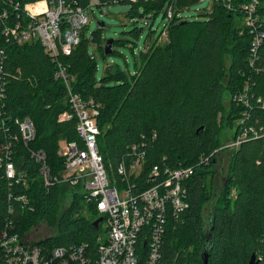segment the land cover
<instances>
[{"label":"trees","instance_id":"16d2710c","mask_svg":"<svg viewBox=\"0 0 264 264\" xmlns=\"http://www.w3.org/2000/svg\"><path fill=\"white\" fill-rule=\"evenodd\" d=\"M5 0H0V13ZM22 3L36 0H14ZM83 9L90 0H66ZM110 0H98L103 6ZM196 0H149L129 3L128 16L138 18L137 8L153 22L173 5V16L166 24L168 43L157 46L155 40L139 52L136 70L129 77L116 66L107 67L100 81L95 78L96 62L88 52V42L81 34L79 44L67 56L53 62L39 41L10 45L5 49L4 71L7 80L4 107L0 118V154L5 135L4 124L15 131V118H29L35 129V138L27 148L17 146L13 161L25 175L26 187L21 191L27 206L15 207L16 232L22 237L36 220L46 219L54 224L53 236L36 242L46 250L87 243L91 249L97 244L101 230L92 227L98 217L93 206L83 201L77 189L66 184L46 188L38 166L29 158L27 149L42 150L51 174L63 170V158L58 155L62 142H76V119L59 121L64 112H71L65 84L54 78L61 64L66 69L71 92L84 101L92 99L99 104L96 124L99 135L96 145L106 166L114 167L126 154L127 147L143 139L148 141L144 169L153 165L197 166L201 157H208L225 143L235 139L234 123L241 108L231 102L249 77L255 80V93L264 96V70L255 75L247 67L249 31L242 25L239 7L246 0H231L232 10L221 0H214L213 13L205 20L187 21L180 10ZM110 4V3H109ZM258 14L264 20V0H260ZM235 19L237 20L235 23ZM264 23V22H263ZM142 28L134 29L139 34ZM99 30L92 34L98 43ZM153 32V31H152ZM149 37V36H148ZM97 45L103 54L104 45ZM225 45L230 48L228 65H224ZM5 47L0 36V48ZM264 69V48L261 50ZM227 94L226 106L223 102ZM220 114L217 125L216 118ZM203 130L196 134V130ZM217 127L226 129L221 140ZM234 128V131L232 129ZM228 131V133H227ZM144 137V138H143ZM147 141V140H146ZM223 152L227 160L225 177L220 188L216 186V165ZM188 209L179 219H169L165 226L162 258L170 263L201 264L206 231L212 226L208 264H248L251 255L264 264V147L261 140H250L237 149L223 150L206 165H199L185 181ZM73 190L71 202L59 211L62 197ZM75 191V193H74ZM20 192V190L18 191ZM7 180L0 170V229L7 215ZM85 209L87 215L82 213Z\"/></svg>","mask_w":264,"mask_h":264},{"label":"built area","instance_id":"2783aa9c","mask_svg":"<svg viewBox=\"0 0 264 264\" xmlns=\"http://www.w3.org/2000/svg\"><path fill=\"white\" fill-rule=\"evenodd\" d=\"M136 3L149 0H110V4ZM203 1V0H201ZM214 1V0H211ZM232 10L230 1L221 0ZM108 3V4H109ZM0 13V36L5 47L0 48V118L4 107L7 80L4 71L5 49L10 45H23L39 41L44 53L53 61L61 55L69 56L79 44L81 34L88 24L87 9L66 0H36L22 3L5 0ZM106 4V2L104 3ZM40 5L44 9H40ZM260 0H246L239 7L242 25L249 31L247 67L255 75L263 72L261 50L264 48V20L258 14ZM173 5L166 10V20L173 16ZM144 27L150 21L143 22ZM93 58V57H92ZM55 79L66 87L67 102L71 112L62 113L58 120L76 119L78 143L62 142L58 155L63 158V170L51 174L46 155L42 150L27 149L29 158L38 166V172L46 188L66 184L77 189L83 201L93 206L105 225L104 232L91 249L87 243L72 244L46 250L27 242L15 228V207L27 206L28 200L22 190L27 183L13 161L17 146L27 148L35 138V129L29 118H15V131L2 124L5 142L0 154V170L7 180V215L0 229V264H195L178 263L173 257L170 263L162 258L163 235L169 219L177 220L188 209L186 183L199 165H206L221 149L239 148L250 140H261L264 147V96L255 93L256 82L249 77L231 102L241 108L235 121V139L225 143L208 157H201L197 166L153 165L144 169L148 141L143 139L127 147L113 167L104 164L99 154L96 138L99 128L96 118L99 104L92 99L84 101L71 92L66 69L57 63ZM144 138V137H143ZM147 140V141H146ZM20 190V192H18ZM99 225V226H100ZM105 233V234H104ZM260 259L256 258L257 263ZM201 264L202 260H200ZM208 264V262H207Z\"/></svg>","mask_w":264,"mask_h":264},{"label":"rangeland","instance_id":"374dc122","mask_svg":"<svg viewBox=\"0 0 264 264\" xmlns=\"http://www.w3.org/2000/svg\"><path fill=\"white\" fill-rule=\"evenodd\" d=\"M98 0H90V5L87 9L88 24L85 27L84 35L88 42V52L95 59L96 62V73L95 78L97 81L105 74L107 67L116 66L125 73L127 77L133 74L136 70V65L139 60V52L146 46V43H150L155 40L159 33L161 35L157 38V46H165L168 43V33L165 30L168 21L162 18L163 11L159 13L155 21L153 22L151 31L147 27H144V21H151L150 16L143 15L142 7L137 8V13L141 15L138 18H130L128 11L130 8L129 4H104L103 6L97 5ZM137 3V2H136ZM211 0H196L194 4L180 10V16L183 20L194 21V20H205L207 16H211L213 13ZM40 9H44L43 5H40ZM235 19V23H236ZM99 23H103V26H99ZM142 28L139 34H132L131 31L134 29ZM99 30L98 43H93L92 34L94 31ZM153 31V32H152ZM149 36V37H148ZM112 40L111 54L102 55L97 49L99 42L100 46L105 45L106 41ZM229 46L225 45L223 52V59L225 60L224 65H228L229 62ZM104 54V51H103ZM227 94L224 93L223 102L226 106ZM218 114L216 118L217 125L219 122ZM235 124V123H234ZM220 139L225 140L224 133L226 129L217 127ZM234 131V128L231 132ZM228 133V131H227ZM64 144H61L63 148ZM218 162L216 165V186L220 188L225 177L227 160L223 152L219 154ZM73 189V188H72ZM75 193V191H74ZM73 196V190L68 191L61 199L59 205V211H63L68 207ZM84 215H87L85 209L82 210ZM105 225H100L101 233L104 232ZM56 228L54 224H50L46 219H38L34 221L23 233V239L27 242H36L47 237H51L55 234ZM105 234V233H104Z\"/></svg>","mask_w":264,"mask_h":264},{"label":"water","instance_id":"95a60500","mask_svg":"<svg viewBox=\"0 0 264 264\" xmlns=\"http://www.w3.org/2000/svg\"><path fill=\"white\" fill-rule=\"evenodd\" d=\"M99 26L100 27L103 26V23H99ZM112 43H113L112 40L106 41V43H105V45L103 47V51H104V55L105 56L111 54V46H112ZM202 130H203V127L198 128L196 130V134H198ZM102 220L103 219L101 217H99L96 220H94L92 222V227L95 230H98L99 229V225L102 222ZM205 235H206L205 248L203 249V251L201 253V260H202V263L203 264H207L208 258H209L210 247H211V243H212V241H211V238H212V226L210 227L209 230L206 231ZM27 264H31V262L29 261V262H27ZM248 264H257L256 257H255L254 254L251 255Z\"/></svg>","mask_w":264,"mask_h":264}]
</instances>
